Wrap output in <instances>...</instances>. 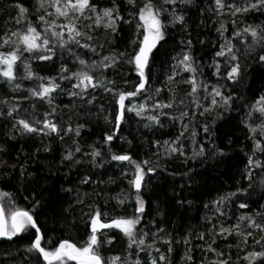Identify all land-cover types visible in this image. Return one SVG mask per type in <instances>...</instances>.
<instances>
[{
	"label": "trees",
	"instance_id": "1",
	"mask_svg": "<svg viewBox=\"0 0 264 264\" xmlns=\"http://www.w3.org/2000/svg\"><path fill=\"white\" fill-rule=\"evenodd\" d=\"M17 2H23L31 11L34 0H0V36H3L6 30L24 29L23 23H15L17 10L13 5ZM143 2L144 0H137L138 5ZM154 2L160 5L162 0ZM109 3L110 0H99L101 7L109 6ZM166 7L171 11V6ZM213 7L214 0H192L190 4L178 5V10L183 11L185 15L187 25H176L167 29L164 41L154 50L149 67L145 69L148 77L145 89L136 97L125 101L126 105H144V110L140 116L135 112L126 111L119 128L115 126L114 119L118 109L117 97L111 92L89 89L95 100L88 104L86 101L91 96H86L82 101L69 96L68 88H65L63 92L58 90L52 94L50 105L47 101L29 97V93L25 91L36 87L39 81L17 80L22 89L13 91L3 82L4 78L0 77V101L7 102L0 103V111L5 114L13 106H17L15 117L30 121L42 120L46 113L55 108V115L49 117L54 122H61L64 127L71 123L73 128L77 124L84 125L79 137L68 133L61 140L55 134L54 138L35 134L22 136L11 128L14 119L0 117V145L6 149L0 153V192L10 193L16 206L30 211L33 201H40L41 206L35 211L42 232L45 233L46 246L54 247L62 239H70L78 244L85 241L90 232L87 226L90 221L89 214L97 207L108 213V219L130 217L134 214L136 192L129 185L134 168L126 161L111 159L112 154H128L137 162L149 161V166L155 169L154 172H147V167L145 168L147 174L140 193L145 202V211L138 228L150 233L156 232L157 228H163L165 232L160 235L167 233L175 240H181L182 236L191 233V244L174 243L171 254L166 252L168 246L158 240L153 246L152 257L157 256L155 248H160L169 255L172 264H186L183 257L186 250L191 248L193 260L188 264H213L224 257L206 251L212 239H215L212 247L217 251H224L226 255L231 253L232 264H237V253L242 257L248 251L261 250V246L255 241L264 236V232L253 227L252 221L264 226V184L261 183L264 180V170L254 168L251 181L246 178L247 157L251 154L252 141L247 138L250 133L243 121L249 111V105L264 95V64L251 58L247 61L241 60L247 67L242 70L238 83L219 80V83L228 85L223 91L231 92L235 97L231 109L226 110L220 106L211 112H205L204 115L200 113L204 108L211 106L209 93L211 86L217 83V78L213 75L214 68L210 66L214 58L220 61L221 71L224 72V58L215 57V52L226 39H230L243 53L251 43V37L247 34L234 37V32L242 31L249 25H264V14L252 12L232 16L226 9L223 15H217L212 10ZM129 10L125 8L122 15L129 18ZM29 18L34 24L37 22L34 15ZM233 20L236 21L235 26L232 24ZM221 23L225 27L223 36L217 31ZM38 30L43 32V26ZM135 32L134 24H122L115 33L103 26L93 27L89 33L93 39L87 43L96 47L98 54L77 48L75 45L71 47L91 63L92 60L99 61L105 55L131 53L135 47L131 43L136 38ZM188 40L192 41L191 51L198 68L197 80L209 85L207 92L200 89L195 97L188 95L191 85L184 83L193 74L183 71L182 67H175L178 59L188 51ZM83 42L85 41L82 40ZM101 45L103 47H100ZM0 50L8 51L9 48L5 46ZM255 54L251 53L250 56ZM24 59L34 72L44 77L57 76L62 63L67 64L70 72L79 68L78 63L74 64L75 57L67 51L62 59L58 54L50 61H42L29 57L28 53L24 54ZM126 59L125 56L121 58L122 62L118 66L97 70L93 74L107 81H114V84L108 86L116 90L134 91L139 76L134 66L128 64ZM16 74L24 75L22 63L18 62ZM170 76H174L171 81ZM60 83L62 87H70L68 81ZM169 103L172 104L170 108L156 107L158 104ZM182 112H187L188 115L173 119L180 117ZM150 116H158L159 122L149 120ZM185 124L188 129L180 138V144H173L184 130ZM205 124L209 126L210 135L203 131ZM193 131L197 133L194 137ZM9 133L15 138H9ZM107 134H114L112 141H106ZM166 141L168 143H165ZM77 144L81 152L75 153L71 161L64 160L67 152L74 151ZM46 145L49 146V151H44ZM181 145L184 155L169 151L171 147ZM201 146L205 149L204 154L196 155ZM217 148L223 151V156L216 153ZM93 149L101 152V156L95 160L90 155ZM258 157L264 161V155L258 154ZM21 167L25 170L23 176L20 175ZM85 178H90L89 183H81ZM241 188L247 189V193H238L219 205L223 215L216 212L217 205L212 203L213 201ZM119 199H123L124 203L119 204ZM78 200L83 203H78ZM242 202H247L248 207L240 208L239 204ZM242 216L252 219L241 220ZM221 225L233 230V234L225 233V239L213 233L210 238L209 230L215 226L218 231ZM236 225H239V229H234ZM101 231L114 238L111 244L105 243L101 247L104 257L129 255V241L119 230ZM236 231L244 234L252 232L253 235L248 237L247 246L241 243L242 237L236 235ZM200 233H205L204 240L196 238ZM103 238L102 236L101 239ZM30 239V235L21 234L11 241H0V264H28L32 258V254L26 252ZM49 240L51 242L47 243ZM151 242L150 237L146 239V243ZM261 243L264 244V241ZM228 245L232 247L229 248ZM137 252L141 264H150L146 252L139 249ZM238 264L246 262L240 260Z\"/></svg>",
	"mask_w": 264,
	"mask_h": 264
},
{
	"label": "snow or ice",
	"instance_id": "2",
	"mask_svg": "<svg viewBox=\"0 0 264 264\" xmlns=\"http://www.w3.org/2000/svg\"><path fill=\"white\" fill-rule=\"evenodd\" d=\"M191 2L192 0H162V3L157 5L154 0H144L142 5H138L137 0H110L109 6L101 7L99 0H34V3L31 4V11L29 7L24 6L23 2H17L13 5L17 10L15 23L17 25L23 23L25 27L23 30L20 28L6 30L4 35L0 36V49L5 48V46L9 48L8 51L0 50V77L4 78L3 82L13 91H20L22 89V85L17 83V80L35 79L39 81L40 83L36 87L25 89V91L29 93V97L47 101L50 105L53 99L52 94L58 90L63 92L65 88H68L67 94L69 96L77 97L82 101L85 100L86 96H91L86 101L88 104H92L95 100V96L91 95L89 89H103L105 92H111L117 97L116 103L118 104V109L114 119L115 126L119 128L126 111L135 112L137 116H140L144 110V105H139L138 107L136 105H126L125 101L136 97L145 89L148 82L145 69L149 67V60L153 57L154 50L157 49L161 41H164L165 33L169 27L176 25L186 27L187 21L185 15L183 11L178 10V5H187ZM166 6H171V11ZM125 8L130 9L128 11L129 18L122 15ZM226 9L232 16L238 14L245 15L252 12L264 14V0H231V2H228V0H214L212 10L217 15H223ZM33 15L37 21L35 24L29 18ZM84 21H90L91 23H84ZM122 24L129 26L134 24L136 29V38L131 41L135 47L131 53L122 52L119 54L105 55L99 61L92 60L89 63L88 60L82 58L72 50L71 46L75 45L77 48L87 49L89 52L98 54L96 47L87 43V41L93 39L89 34L93 27L103 26L115 33ZM232 24L235 26L236 21L233 20ZM41 26H43V32L38 30ZM84 29H88V31ZM224 30V24L221 23L217 31L223 36ZM65 33L67 34V39H65ZM243 34L251 37V43L247 45L243 53H241V50L230 39H226L225 43L221 44L219 50L215 52V57L224 58V72L221 71L220 61L214 58L210 66L214 68L213 75L217 78V83L211 86L209 93L211 96V106L204 108V111L200 115H204L205 112H211L220 106L226 110L231 109L232 104L235 102V97L231 92L223 91L228 85L219 83V80L225 79L233 82V84L238 83L242 70L247 67L246 63H241V60L247 61L251 58L257 63L264 64V25H249L243 28L242 31H235L233 35L234 37H240ZM82 40L85 42L82 43ZM186 44L188 51H185L182 57L178 59L175 67H182L183 71L193 74L184 83L191 85V92L188 95L195 97L200 89L207 92L209 85L197 80L198 68L191 51L192 41L188 40ZM100 47L103 46L101 45ZM257 48L259 51H257ZM65 51L75 57L74 64L78 63L79 68L74 72H70L67 64L62 63L57 76H40L33 71L31 65L24 59L25 53H28L29 57H34L42 61H50L58 54L62 59ZM251 53L256 54L255 56H250ZM125 56L127 57L126 62L134 66V70L139 76V82L136 84L134 91L125 92L116 90L108 86L114 84V81H107L93 74L97 70L102 71L118 66L122 62L121 58ZM18 62L23 64V76H17L16 74ZM65 73L68 74L65 75ZM173 79L174 76L169 77V81ZM60 81H68L70 87L67 85L62 87ZM29 97H25V99ZM0 103L7 102L0 101ZM197 106L199 107V105ZM156 107L170 108L172 104H158ZM17 111V106H13L6 114L0 111V117L14 119L15 122L11 125V128L22 136L35 134L54 138L53 134H55L56 137L63 140L64 136L68 133H74L75 136L79 137L81 135V129L84 127L83 124H77L73 128L71 123H68L67 127H64L61 122H54L49 117L55 115V108L51 112L46 113L42 120L33 119L31 121L26 118L15 117L14 113ZM187 115V112H182L180 117H173V119H181ZM148 119L157 123L159 122L158 116H150ZM243 123L248 133H250L247 138L252 141L251 154L248 155L246 164V178L251 181L253 176L252 169L264 170V161L258 157V154L264 155V95H261L254 104L249 105V111ZM183 128L184 130L172 142L173 144H180V138L183 137L184 131H187L188 125L185 124ZM203 131L210 135L207 124L203 126ZM196 134L195 131L192 132L193 137ZM8 135L9 138H15L11 136V133ZM113 135L107 134L106 141H112ZM165 143L168 142L166 141ZM5 151L6 149L3 145H0V153ZM44 151H49V146L46 145ZM169 151L184 155L182 145L179 147H171ZM204 151V147L201 146L196 155L202 156ZM79 152H81V148L77 144L74 151L69 150L63 159L71 161L74 158V154ZM216 153L221 156L224 155L223 151L219 148L216 149ZM90 155L95 160L96 157L101 156V152L98 149H93ZM111 159L120 162L126 161L134 168L132 179L129 180V185L136 192V207L132 216L111 217L108 219V213L102 212L97 207L89 214L90 221L87 226L90 228V232L87 234L85 241L78 244L70 239H62L54 247H48L46 246L45 233L42 232V226L39 225V217L35 211L41 206L40 201L34 200L32 210L30 211L16 206L10 193L0 192V237L11 241L14 237L21 236V234L30 235L31 239L26 247V252L32 254V258L28 261V264H141L137 249L147 253L150 264H172L169 255L162 252L160 248H155L157 256L152 257L154 244L159 240V242L168 246L166 252L171 254L173 253L172 245L174 243L178 244L182 242L184 244H191V239L189 238L191 233L188 236H182L181 240H175L167 233L161 236L160 233L165 232L163 228H157L156 232L151 233L138 228L145 211V202L140 195L145 175L147 174L145 168L147 167V172H154L155 169L149 166V161L137 162L128 154H112ZM76 163H79V161H76ZM20 175H25L23 167H21ZM89 180L90 178H85L81 183L87 184ZM261 183L264 184V180ZM249 187H251V184H249ZM65 191L71 192L72 189H65ZM247 191V189L241 188L236 192H232L213 201L212 203L217 205L216 212L223 215L224 213L221 211L219 205L237 196L238 193H247ZM25 198L27 199L28 197ZM6 199L7 203H5ZM77 202L83 203L81 200ZM118 203L123 204L124 200L119 199ZM188 203L190 204L191 201ZM205 207L207 208L208 205L206 204ZM239 207L242 209L247 208L248 203L242 202L239 204ZM240 219L251 220L252 218L242 216ZM252 226L264 232V226L256 224L254 220L252 221ZM105 229H117L127 238L129 241V255L127 257H121L119 255L110 257L103 256L101 247L105 243L111 244L114 239L101 231ZM234 229H239V225L234 226ZM213 233L216 236L227 239L225 233L232 235L233 230L224 228L221 225L220 229L216 231L215 226H213L209 230L210 238ZM235 234L242 237L241 243L245 246L248 244V237L253 235L252 232L244 234L239 231H236ZM102 236L104 237L103 239H101ZM149 237L152 242L146 243V239ZM196 238L204 240L205 233H200ZM262 241H264V236L255 241L257 245L261 246L260 251H248L242 257L237 253V264L240 260L245 261L246 264H264V244L261 243ZM50 242L49 240L47 243ZM213 244H215V239L211 240L206 251L213 252L218 257H224L213 262V264H232L231 253L226 255L224 251H217L212 247ZM227 247L231 248L232 245H228ZM191 251V248L187 249L183 257L186 264L193 260L190 254Z\"/></svg>",
	"mask_w": 264,
	"mask_h": 264
},
{
	"label": "water",
	"instance_id": "3",
	"mask_svg": "<svg viewBox=\"0 0 264 264\" xmlns=\"http://www.w3.org/2000/svg\"><path fill=\"white\" fill-rule=\"evenodd\" d=\"M122 122V121H121ZM15 238V237H14ZM13 238V239H14ZM0 241H9V240H7V239H5V238H2V237H0Z\"/></svg>",
	"mask_w": 264,
	"mask_h": 264
}]
</instances>
